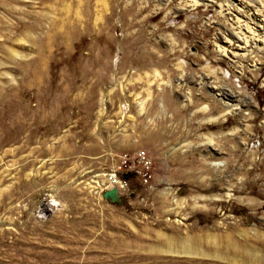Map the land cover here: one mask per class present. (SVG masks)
Instances as JSON below:
<instances>
[{
	"label": "rangeland",
	"instance_id": "rangeland-1",
	"mask_svg": "<svg viewBox=\"0 0 264 264\" xmlns=\"http://www.w3.org/2000/svg\"><path fill=\"white\" fill-rule=\"evenodd\" d=\"M219 1L0 0V264H264V55L218 51Z\"/></svg>",
	"mask_w": 264,
	"mask_h": 264
},
{
	"label": "bare ground",
	"instance_id": "bare-ground-1",
	"mask_svg": "<svg viewBox=\"0 0 264 264\" xmlns=\"http://www.w3.org/2000/svg\"><path fill=\"white\" fill-rule=\"evenodd\" d=\"M191 1H192L191 5H195L196 3H198L199 1H202V0H191ZM216 8L218 9L219 13H221V14L226 13L229 16L228 17L229 22L226 23L228 25L229 29L223 30L225 32V34H224V37L220 40V42L218 41L219 42L218 46H217L218 51H220L224 54H229V56L235 57V58H237V57H243L244 58L247 55H252V54L258 55L259 53H262L264 55V0H220L218 2V5ZM227 30H228V32L226 33ZM235 66L237 67V65H235ZM210 72L211 73H206L204 78L201 77V79L202 80L206 79V80H210V81L216 80L217 77L215 76V74H213V71H210ZM159 76H160L159 73L155 74V77L157 79L159 78ZM217 87H218L217 90H218L219 94H222L226 97V101L224 102V104L227 108L228 107L230 108V109L228 108L230 111L233 112V111H235L234 109H240L242 106H246V107L249 106V102H246L245 100L241 99L239 97V95L236 94L235 92L224 90L220 86H217ZM141 105H142V102H140V110H141ZM203 110H206V109H203ZM3 113H4V111H3ZM6 113L8 114V111ZM20 114H21V112H20ZM15 115H17V114H15ZM6 116H8V115H6ZM22 116H24V115H22ZM47 117H48V115H47ZM33 121H34V119L32 120V122ZM16 125H14V126H16ZM48 125H49V123H48ZM9 126H12V125H9ZM26 127L28 128V126H26ZM34 127H36V126H34ZM19 129H20V127H19ZM28 129H30V128H28ZM237 129H235V130H237ZM166 245L170 249L173 246L178 245L181 247V249L185 253H189V252L191 253V252H193V251L195 252L197 250V245H195L194 241L192 242L189 240L188 241L182 240L180 242L169 240L166 243Z\"/></svg>",
	"mask_w": 264,
	"mask_h": 264
},
{
	"label": "built area",
	"instance_id": "built-area-1",
	"mask_svg": "<svg viewBox=\"0 0 264 264\" xmlns=\"http://www.w3.org/2000/svg\"><path fill=\"white\" fill-rule=\"evenodd\" d=\"M150 160L145 150L137 149L133 152H121L116 162L108 169L101 170L95 175L96 187L99 189H109L114 187L123 189L127 186V176H136L140 181L146 182L150 177Z\"/></svg>",
	"mask_w": 264,
	"mask_h": 264
},
{
	"label": "water",
	"instance_id": "water-1",
	"mask_svg": "<svg viewBox=\"0 0 264 264\" xmlns=\"http://www.w3.org/2000/svg\"><path fill=\"white\" fill-rule=\"evenodd\" d=\"M101 196L110 202H119L118 195L114 187L103 190L101 192Z\"/></svg>",
	"mask_w": 264,
	"mask_h": 264
}]
</instances>
